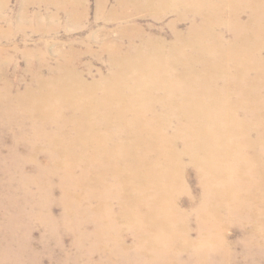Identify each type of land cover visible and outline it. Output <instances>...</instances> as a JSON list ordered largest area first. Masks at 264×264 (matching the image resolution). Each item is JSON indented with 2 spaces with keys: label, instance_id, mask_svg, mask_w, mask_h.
Wrapping results in <instances>:
<instances>
[{
  "label": "bare ground",
  "instance_id": "obj_1",
  "mask_svg": "<svg viewBox=\"0 0 264 264\" xmlns=\"http://www.w3.org/2000/svg\"><path fill=\"white\" fill-rule=\"evenodd\" d=\"M46 1L20 16L87 17V0ZM117 1L112 19L177 13L174 40L121 26L107 74L61 51L24 86L0 51V264H264V0Z\"/></svg>",
  "mask_w": 264,
  "mask_h": 264
},
{
  "label": "rangeland",
  "instance_id": "obj_2",
  "mask_svg": "<svg viewBox=\"0 0 264 264\" xmlns=\"http://www.w3.org/2000/svg\"><path fill=\"white\" fill-rule=\"evenodd\" d=\"M21 1L0 0V51L5 62L6 75L13 82L21 81L22 86L31 81V75L27 70L30 60L37 63L41 56H45L49 63L54 65L58 53L61 51L70 55L69 60L73 61V64L79 69L84 72L90 71V77L107 74L110 69L109 52L103 42L108 41L110 44H114L118 39L121 26L130 28L131 24L137 23L139 33L163 37L167 41H173L175 36L171 23L177 20L178 15L172 11L158 15L162 17L161 19L149 15L146 10L130 12L132 17L129 19L126 15L122 16L123 18L112 19L111 12L120 14L126 11V9L115 11L118 5L117 0H108L103 16L97 12V0H87L89 5L87 17L74 22L64 13L50 18L46 15L45 7L40 8L42 15L37 19L33 14V11L37 10L36 6H30L27 10L28 16L23 18L20 16ZM45 3V5H53V0H47ZM127 7L125 8L128 11H132L133 8L130 5ZM133 17L134 19L131 20ZM192 22L193 18L189 15L179 22L177 28L186 33ZM43 25L46 27L42 28ZM124 37L125 45H127V35L125 34ZM27 50L33 51L34 54L27 55L25 53ZM87 68L88 70H86ZM192 168H189L188 183L193 200L197 202L202 192V186L196 170ZM60 195L61 191L57 189L55 196L59 197ZM182 199V205L188 208L190 206L187 202L188 195H183ZM53 210L55 215H59L62 212V206L55 204ZM0 214H3V211ZM237 233L235 227L227 230L231 239L235 238ZM42 235L43 230L39 226H35L33 239L36 250L41 249ZM64 238L66 246L70 247L73 243L72 236L65 235ZM44 258L45 264L51 263L49 256Z\"/></svg>",
  "mask_w": 264,
  "mask_h": 264
}]
</instances>
